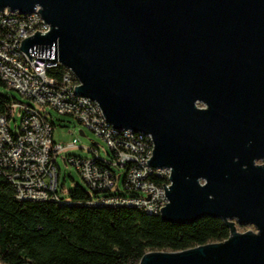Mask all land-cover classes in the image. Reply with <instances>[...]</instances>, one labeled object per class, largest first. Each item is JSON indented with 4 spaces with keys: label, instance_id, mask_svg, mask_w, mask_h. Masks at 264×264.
<instances>
[{
    "label": "water",
    "instance_id": "water-1",
    "mask_svg": "<svg viewBox=\"0 0 264 264\" xmlns=\"http://www.w3.org/2000/svg\"><path fill=\"white\" fill-rule=\"evenodd\" d=\"M36 5L51 28L20 49L69 66L113 126L151 134L146 162L171 166L160 216L230 228L138 264H264V0H0Z\"/></svg>",
    "mask_w": 264,
    "mask_h": 264
},
{
    "label": "built area",
    "instance_id": "built-area-1",
    "mask_svg": "<svg viewBox=\"0 0 264 264\" xmlns=\"http://www.w3.org/2000/svg\"><path fill=\"white\" fill-rule=\"evenodd\" d=\"M50 28L38 5L27 12L8 6L0 9V80L35 103H10L13 115L19 110L20 117L13 127L9 118L0 114V176L10 182L18 200L132 206L160 213V207L168 201L164 186L171 182V166L146 162L154 147L151 134L113 126L95 99L75 93L74 85L80 80L69 66L57 58L40 60L31 55L29 59L20 49L23 38L34 31L44 34ZM59 64L60 80L50 72ZM38 105L46 106L47 112L54 109L58 114L71 115L104 145L94 140L86 146L78 145L76 137L68 142L55 139L51 121ZM70 147L83 148L86 154L63 153ZM60 154L85 181L91 195L88 199H73L68 191L63 193L56 163Z\"/></svg>",
    "mask_w": 264,
    "mask_h": 264
},
{
    "label": "trees",
    "instance_id": "trees-1",
    "mask_svg": "<svg viewBox=\"0 0 264 264\" xmlns=\"http://www.w3.org/2000/svg\"><path fill=\"white\" fill-rule=\"evenodd\" d=\"M61 69L59 64L50 72L60 80ZM14 100L0 91V114L14 119ZM67 191L82 201L91 196L78 183ZM229 233L218 215L180 222L132 206L18 200L0 176V264H138L146 251L180 250Z\"/></svg>",
    "mask_w": 264,
    "mask_h": 264
},
{
    "label": "rangeland",
    "instance_id": "rangeland-1",
    "mask_svg": "<svg viewBox=\"0 0 264 264\" xmlns=\"http://www.w3.org/2000/svg\"><path fill=\"white\" fill-rule=\"evenodd\" d=\"M0 91L8 94L13 95L15 98L23 103L27 104H35L34 101L22 94H20L17 90L14 88H11L7 85L1 84L0 85ZM198 105H202V103L198 102ZM40 110L42 112L43 116H47L50 121L53 122V136L55 139L62 141V142H68L71 141L73 137L77 138V144L86 146L88 145L92 140L99 142L100 144L104 145L103 140L98 137L93 131H91L89 128L85 127L84 125L80 124L76 119H74L71 115L68 114H58L54 109H48L49 112L45 111L47 110L46 106H41ZM19 110H16V113L14 115L15 120L13 118L9 119V125L10 127H13V123L18 122L20 117L18 115ZM79 129H84V134L79 133ZM63 153H72V154H86V151L83 148H76V147H70L63 151ZM61 154L57 157L56 163L59 167V182L62 188L63 193L65 194L67 190L72 187L75 183H78L82 186H86L85 181L82 179L80 173L75 168L74 165L65 164L64 161L61 158ZM257 162H264V160H257ZM252 230L255 231L256 227L251 223H235V230L238 232H242L245 230Z\"/></svg>",
    "mask_w": 264,
    "mask_h": 264
}]
</instances>
